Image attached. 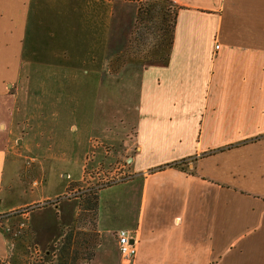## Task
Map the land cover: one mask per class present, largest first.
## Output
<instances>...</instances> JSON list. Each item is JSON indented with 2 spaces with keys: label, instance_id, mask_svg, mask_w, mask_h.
Instances as JSON below:
<instances>
[{
  "label": "crops",
  "instance_id": "0c3cea01",
  "mask_svg": "<svg viewBox=\"0 0 264 264\" xmlns=\"http://www.w3.org/2000/svg\"><path fill=\"white\" fill-rule=\"evenodd\" d=\"M169 1L166 62L114 71L137 0H0V215L19 211L30 264L74 225L69 185L97 158L126 179L98 190L83 264H264V0ZM5 231L10 264L24 236Z\"/></svg>",
  "mask_w": 264,
  "mask_h": 264
},
{
  "label": "rangeland",
  "instance_id": "374dc122",
  "mask_svg": "<svg viewBox=\"0 0 264 264\" xmlns=\"http://www.w3.org/2000/svg\"><path fill=\"white\" fill-rule=\"evenodd\" d=\"M136 6L137 9L139 6L142 8V14L139 18L136 17L133 37L128 45L126 54L112 61L110 65V68L114 71L126 61L134 59L147 64H161L159 61H162L167 53V43L176 13V6L169 0H137ZM76 99L78 100V98ZM104 108H111V106L105 107L104 105ZM86 166L81 169V178L83 179L70 183L68 190L71 192L69 197H77L80 202L88 200L90 206L93 204V194L97 193L101 187L109 186L126 179V176L119 177L120 165L116 160L104 161L97 158L95 162ZM18 212L0 215V225L5 228V232L11 237L12 241L21 238L22 235L24 236L22 243L19 242L20 248L22 247V249H19V252L21 251L22 254L19 258L12 255L10 264H30L32 260L28 256L26 249L32 244V237L24 225L15 226L13 217ZM87 216L90 219L91 214ZM64 234H68L67 236L70 237L68 239L70 243H67L65 251L69 250L68 252L70 253V250H73V252L78 254L89 253L91 251L93 244L91 232L80 233L77 229H73V235L70 236L69 229H67L64 231ZM62 238L63 234L56 247L49 251V258L46 264L61 263L60 254H63L60 250V243ZM84 241L87 242V245L84 244ZM34 260L36 259L33 258ZM68 263L70 264V262ZM0 264L5 263L0 262Z\"/></svg>",
  "mask_w": 264,
  "mask_h": 264
},
{
  "label": "trees",
  "instance_id": "16d2710c",
  "mask_svg": "<svg viewBox=\"0 0 264 264\" xmlns=\"http://www.w3.org/2000/svg\"><path fill=\"white\" fill-rule=\"evenodd\" d=\"M142 14V8L139 6L137 9V14L136 17L139 18ZM176 15V13H175ZM175 15H174V20L170 29V36L168 39V43H167V53L164 56L162 61H159L161 64L165 63L169 54V50L172 44V36H173V27H174V22H175ZM173 167L175 168H180V164H175ZM93 204L90 206L88 202V200H84L81 201L79 204V213L78 216L75 220V223L72 227L69 228V232H70V236L73 235V229H77V231H79L80 233L82 232H91L93 235V244H92V248L91 251L89 253L84 252V254H78L76 252H73V250H70V253L68 251H65V247L67 245V243H70V237L67 236L68 234H63V238L62 241L60 243V250L62 251L61 253L63 255L60 254V264H69L68 262H70V264H83L86 262H89L93 259L94 256V249L97 245V237L95 234V227H96V218H97V193L93 194ZM91 214L90 219H88L87 215ZM84 244L87 245V242L84 241ZM85 250H87L85 248Z\"/></svg>",
  "mask_w": 264,
  "mask_h": 264
},
{
  "label": "built area",
  "instance_id": "2783aa9c",
  "mask_svg": "<svg viewBox=\"0 0 264 264\" xmlns=\"http://www.w3.org/2000/svg\"><path fill=\"white\" fill-rule=\"evenodd\" d=\"M116 241L122 259L131 262L136 255V245L132 234L127 230H119L116 234Z\"/></svg>",
  "mask_w": 264,
  "mask_h": 264
}]
</instances>
